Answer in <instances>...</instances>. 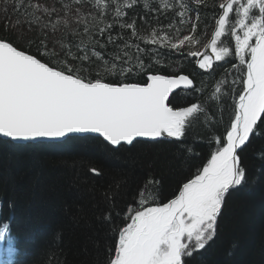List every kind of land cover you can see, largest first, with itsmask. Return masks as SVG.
<instances>
[{"label":"snow or ice","instance_id":"obj_1","mask_svg":"<svg viewBox=\"0 0 264 264\" xmlns=\"http://www.w3.org/2000/svg\"><path fill=\"white\" fill-rule=\"evenodd\" d=\"M137 2L59 0L58 9L32 0H27V7L24 0H0L5 11L9 5L17 11L24 9V20L15 24L9 21V27L20 28L23 24L27 32L36 33L27 37L21 30L15 40L0 37V138L17 145H43L91 133L103 137L115 146V151L124 145L164 142L158 138H171L170 143L184 148L186 133L205 109L200 103H192L174 110L167 102L174 89H190L193 81L186 75L169 78L153 74L151 64L143 57L151 53L155 62L162 64L160 54L141 48L137 41L183 54L186 42L193 45L196 37L155 30L141 35L136 20L125 19L127 10ZM203 2L173 0L169 4L168 0H160L155 7L157 11L171 8L179 16V23L189 24V31L195 33L199 13L193 20L191 4ZM220 9L222 14L210 42L212 54L218 61L228 54L229 49L218 48L217 41L231 27L239 61L234 67L246 69L243 78L232 80L233 85L241 84L243 91L234 101L230 125L225 134L213 137L215 150L210 159L193 179L183 183L174 199L163 206L145 207L146 201L141 198L139 207L129 209L125 217L128 222L116 229L118 240L110 249L108 264H187L186 257L205 249L214 238L230 189L245 181L239 150L254 133L264 131V127L258 130V122L264 121V0H224ZM110 11L115 14L112 22L106 23ZM233 12L237 19L230 25ZM116 23L121 30L131 29V37L112 35ZM17 41L29 48L38 43L37 53L25 51ZM187 55L202 57L197 61L200 69L212 67L207 52L189 48ZM132 76H140L142 82L131 81ZM226 83L217 85L212 99H220ZM186 151L193 153L194 149L187 147ZM8 231L5 223L0 228V241ZM8 254L15 253L10 249Z\"/></svg>","mask_w":264,"mask_h":264},{"label":"trees","instance_id":"obj_2","mask_svg":"<svg viewBox=\"0 0 264 264\" xmlns=\"http://www.w3.org/2000/svg\"><path fill=\"white\" fill-rule=\"evenodd\" d=\"M36 2L60 8L59 0H32ZM223 2L204 0L200 5L191 4L193 20L199 13L195 33L189 31V24L179 23V16L171 8L157 11L155 6L160 5V0H138L125 17L128 22L136 20L141 35L155 30L196 37L197 43L186 42L183 54L137 41L141 48L160 54L162 64L155 62L151 53L143 57L145 63L151 64L153 74L186 75L193 81L189 92L175 93L168 102L174 110L192 103H200L205 109L186 133L184 148L164 141L134 143L115 151L93 137H73L43 145H14L0 140V222L9 225L5 239L0 241V264H108L110 249L118 240L116 229L128 222L125 217L129 209L139 207L141 198L146 201L145 207L162 206L202 169L215 150L213 137L225 134L233 118L234 101L243 91L242 85H233L232 80L243 78L246 72L243 66L242 71L234 67L239 61L231 27L217 41L218 48L229 49L228 54L208 71L200 69L196 59L187 55L189 48L202 51ZM24 3L27 7V0ZM114 14L110 11L105 22H112ZM236 19L235 12L231 13L230 25ZM17 20H24V9L17 11L9 5L5 11L0 3V37L15 40L21 30L27 37L36 35L27 32L23 24L20 28L9 27V21L15 24ZM170 24L174 27L169 28ZM118 34L131 37V29L121 30L116 23L112 35ZM103 39L106 42L107 37ZM17 46L36 54L39 44L29 48L17 41ZM108 50H112L111 45ZM131 51L135 52V48ZM130 80L142 82L140 76ZM221 81L227 83L220 99H212ZM262 127L264 121L258 122V130ZM187 147H192L193 153H188ZM239 155L245 181L230 189L214 238L205 249L186 257L187 264H264V131L254 133ZM10 249L14 255L8 254Z\"/></svg>","mask_w":264,"mask_h":264},{"label":"water","instance_id":"obj_3","mask_svg":"<svg viewBox=\"0 0 264 264\" xmlns=\"http://www.w3.org/2000/svg\"><path fill=\"white\" fill-rule=\"evenodd\" d=\"M220 14H222V10H221V13ZM216 27V26H215ZM210 42H211V38H210V40L208 41V43L204 46V48H203V50L201 51V53H204V52H207L208 53V55L209 56H211L212 57V61L214 62L215 61V56H213V54H212V50H211V47H210ZM196 58V60L198 61V60H200V59H202V57H200V56H198V57H195ZM198 64V63H197ZM178 77V76H177ZM177 77H169V78H177ZM192 88H190V89H184L183 87H181V88H177V89H174L173 90V92L172 93H170V96H169V99H170V97L173 95V94H175V93H177L178 91H189V90H191ZM168 103V102H167ZM83 136H90V137H94V138H98V139H100L104 144H106L107 146H109V147H111V148H115V146H111V145H109L106 141H104L103 140V137H100L98 134H91V133H89V134H75L73 137H83ZM0 139H2V140H6V138H0ZM63 141L65 140V139H67V138H61ZM137 139H139V140H144L145 138H137ZM158 139H161V140H163V141H170L171 140V138H158ZM10 142V141H9ZM11 143H14V144H16V142H11ZM135 143V142H134ZM125 146H130V145H125ZM244 147V146H243ZM240 151V150H239ZM179 194V193H178ZM192 243H194V241H192Z\"/></svg>","mask_w":264,"mask_h":264},{"label":"bare ground","instance_id":"obj_4","mask_svg":"<svg viewBox=\"0 0 264 264\" xmlns=\"http://www.w3.org/2000/svg\"><path fill=\"white\" fill-rule=\"evenodd\" d=\"M218 18H219V17H218ZM215 26H216V23H215ZM214 30H215V27H214ZM214 30H213V32H214ZM213 32H212V34H213ZM212 34H211V36H212ZM211 36H210V38H211ZM207 43H208V42H207ZM207 43H206V44H207ZM202 50H203V49H202ZM215 60H216V59H215ZM192 87H193V86H192ZM83 137H90V136H83ZM72 138H73V137H72ZM76 138H82V137H76ZM93 138H94V137H93ZM67 139H68V138H67ZM67 139H65V140H67ZM97 139H98V138H97ZM65 140H64V141H65ZM64 141H63V142H64ZM49 144H57V143H49ZM124 146H125V145H124ZM113 149H114V148H113ZM1 227H2V226H0V228H1Z\"/></svg>","mask_w":264,"mask_h":264},{"label":"rangeland","instance_id":"obj_5","mask_svg":"<svg viewBox=\"0 0 264 264\" xmlns=\"http://www.w3.org/2000/svg\"><path fill=\"white\" fill-rule=\"evenodd\" d=\"M4 224H5V223H4ZM1 225H2V224H1V222H0V226H1ZM2 227H3V225H2ZM2 227H1V228H2Z\"/></svg>","mask_w":264,"mask_h":264}]
</instances>
